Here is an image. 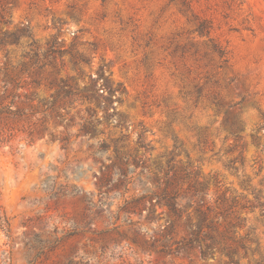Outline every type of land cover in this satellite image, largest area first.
I'll return each mask as SVG.
<instances>
[{"label":"rangeland","instance_id":"374dc122","mask_svg":"<svg viewBox=\"0 0 264 264\" xmlns=\"http://www.w3.org/2000/svg\"><path fill=\"white\" fill-rule=\"evenodd\" d=\"M0 14L16 34L0 44V264H234L143 244L166 208L120 210L154 203L171 166L190 210L243 239L232 262L264 264V0H0ZM114 148L126 178L105 175Z\"/></svg>","mask_w":264,"mask_h":264},{"label":"trees","instance_id":"16d2710c","mask_svg":"<svg viewBox=\"0 0 264 264\" xmlns=\"http://www.w3.org/2000/svg\"><path fill=\"white\" fill-rule=\"evenodd\" d=\"M2 16L0 14V19L2 20ZM16 38V34L8 33L7 31L1 32L0 30V44H2L7 38ZM102 80L105 82L101 84V87L106 88L107 86V78L104 76L103 67H100L95 80H91V83L95 81ZM87 85L82 88H76L79 92L84 93V98L90 101V96L86 91ZM62 90V88H60ZM98 90H94L93 93H97ZM104 92V91H103ZM92 111L91 109L88 110ZM98 123V121H97ZM80 131L86 135L91 137H95L96 131L93 127H85L82 126ZM104 148H108L103 143ZM126 157H130V155L126 153H122L119 149L114 148L113 150V161L109 165H107L104 169L106 171L105 175H108L110 171L114 168H117L121 175L126 178V169L124 166L126 165L123 162V159ZM172 160H170L171 162ZM135 165V161H132ZM190 166V164H188ZM173 171V172H172ZM186 169H184V172ZM172 172V173H171ZM187 172V171H186ZM184 177H187V173H185ZM177 180V174L174 171V166L169 167V172L165 174L164 188L161 193L156 197L154 203H152L151 199H147V197H138L132 199L131 201H125L124 205L121 207L124 213H140L146 208L148 215H151L154 212L155 206L159 208H166V217L164 219L162 229H160L158 235L159 238L152 236L147 240H143V244H147L150 242V246H153L157 241L168 240L171 241L170 245H165L167 249H174L175 251L183 250L188 251L192 250L194 245H197L200 251L201 257H205L207 255H214L215 253H220L225 255L231 263L237 264V262H232L233 255L236 254V251L233 248V244H237L242 250H244V254L247 255V247L242 243V238L236 239L233 236L227 235L230 231L225 229V232L218 231V223L214 222L213 219H210V212L212 211L209 206L199 205L197 204L192 210V204L187 199L185 192L178 193L175 190L174 184ZM108 180L105 178L104 180H100L99 188H106ZM125 182V180L123 181ZM200 191H207V183H203L200 185ZM197 191V190H196ZM258 199V198H257ZM184 200V203H182ZM134 204L132 208L129 206ZM264 206V204H261ZM134 208V209H133ZM256 208V206H252L251 209ZM149 223H153V218L147 219ZM179 221H183L185 235H183L180 239H174V235H176V224ZM234 232V231H233ZM132 242L135 244H140L137 239H132ZM142 244V245H143Z\"/></svg>","mask_w":264,"mask_h":264}]
</instances>
